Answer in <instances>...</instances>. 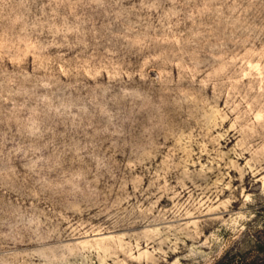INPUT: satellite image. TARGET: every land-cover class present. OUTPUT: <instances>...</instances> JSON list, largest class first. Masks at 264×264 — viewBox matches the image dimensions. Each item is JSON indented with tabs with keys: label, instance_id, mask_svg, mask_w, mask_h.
I'll return each mask as SVG.
<instances>
[{
	"label": "rangeland",
	"instance_id": "rangeland-1",
	"mask_svg": "<svg viewBox=\"0 0 264 264\" xmlns=\"http://www.w3.org/2000/svg\"><path fill=\"white\" fill-rule=\"evenodd\" d=\"M0 264H264V0H0Z\"/></svg>",
	"mask_w": 264,
	"mask_h": 264
}]
</instances>
